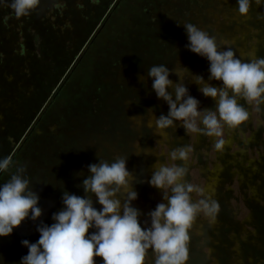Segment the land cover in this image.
Listing matches in <instances>:
<instances>
[{
  "label": "rangeland",
  "instance_id": "374dc122",
  "mask_svg": "<svg viewBox=\"0 0 264 264\" xmlns=\"http://www.w3.org/2000/svg\"><path fill=\"white\" fill-rule=\"evenodd\" d=\"M12 3L0 0V160L13 162L0 172V185L25 167L42 217L0 237V264H20L28 254L22 241L37 242V228L54 223L63 191L83 197L88 166L117 156L128 158L127 169L136 176L133 207L141 212V227L146 222L150 227L148 213L162 200L148 183L157 161L186 166L185 180L218 203L215 222L200 214L189 231L201 237L191 240L189 249L206 257L189 253L186 264H264V104L237 98L249 119L239 129L225 126L226 143L219 151L216 138L186 133L179 122L166 136L158 135L148 127L147 111L157 117L169 111L152 88L153 65L164 64L171 72L180 63L209 82V62L187 48V23L215 37L219 50L231 48L242 62L264 58V0H250L247 17L240 16L237 0H40L20 18ZM169 79L179 82L175 74ZM185 79L201 110L214 109L192 77L186 73ZM211 84L223 87L220 81ZM133 116L140 117L129 119ZM179 129L182 146L191 148L186 161L171 159ZM225 155L230 159L221 164ZM152 157L140 175L138 163ZM201 198L192 195L194 201ZM146 264H154L151 250Z\"/></svg>",
  "mask_w": 264,
  "mask_h": 264
},
{
  "label": "clouds",
  "instance_id": "9594fccd",
  "mask_svg": "<svg viewBox=\"0 0 264 264\" xmlns=\"http://www.w3.org/2000/svg\"><path fill=\"white\" fill-rule=\"evenodd\" d=\"M39 3L40 0H13L10 7L20 18L30 15ZM250 7V0H237L241 17L248 16ZM183 28L189 41L188 50L209 62V82L180 63L171 72L164 64L151 66L148 76L152 88L169 111L166 116L157 117L153 109H148L151 112L148 127H155L157 134L164 137L165 130L176 129L179 122L186 133L216 138L215 148L219 151L226 143L225 126L239 129L249 119V112L237 98L249 104H264V58L242 62L231 48L219 50L215 37L195 25L187 23ZM186 73L192 77L191 83L199 86L200 93L215 102L214 109L201 110L200 101L185 86ZM172 74L179 78L178 83L169 79ZM212 80L222 82L223 87H213ZM137 117L140 116L129 119ZM190 151L189 146L178 147L171 152V159L186 161ZM127 160L117 156L111 162L99 159V163L90 164V175L81 185L85 195L63 191V208L53 214L54 223L37 228V242L22 241L28 254L21 258L20 264H95L97 257L103 264H146L150 250L154 264H186L189 231L194 221L203 214L215 222L218 203L206 195L205 189L185 180L186 166H168L157 161L148 183L162 193V200L148 213L150 227L147 222L141 227V212L133 207L138 198L134 185L138 182L128 171ZM12 163L11 157L0 160V172L7 171ZM25 171V167H18L10 180L0 185V237L10 236L29 218L36 222L42 217L39 195L30 189L29 179L23 175ZM193 193L202 198L194 201ZM93 196L100 210L94 207ZM93 228L96 231L89 234Z\"/></svg>",
  "mask_w": 264,
  "mask_h": 264
},
{
  "label": "flooded vegetation",
  "instance_id": "af4514ba",
  "mask_svg": "<svg viewBox=\"0 0 264 264\" xmlns=\"http://www.w3.org/2000/svg\"><path fill=\"white\" fill-rule=\"evenodd\" d=\"M181 129H179V132H178V134H177V137L179 136V139L178 140H176L175 141V143H176V146L174 145V147L175 148H178V147H181L182 146V141H181V139L183 138V136L181 137ZM185 134V133H184ZM183 134V135H184ZM185 137V136H184ZM205 138V137H204ZM185 143V142H184ZM150 145H151V147H152V141H150ZM186 145V144H185ZM228 156V155H227ZM230 156V155H229ZM225 157H226V155H225ZM200 158L202 159V157H201V155L199 156V158H198V160H200ZM227 159H223V161H220V159H219V161H220V163L222 162L223 164H227V162L229 161V159H230V157L228 158V157H226ZM153 160H154V158L152 157V159L150 160V161H148V163L147 162H143V160L140 162V163H138V168H139V170H140V175L141 174H145L146 172H145V169L146 170H148L150 167H151V163L153 162ZM201 162H202V165L205 167V160H204V158L201 160ZM221 163V164H222ZM231 164V163H230ZM262 172H263V169H262ZM258 180H259V178H257ZM261 182H264V179L262 178V179H260V183ZM194 225V224H193ZM197 225V224H196ZM193 227V226H192ZM201 239V237L199 238V237H197V236H194V234H192L191 236H190V243H191V240H193V241H199ZM196 245H197V243H196ZM189 253L192 255V254H199V256H201V257H203V258H205L206 257V253H201V252H199V249L197 250V249H194V248H190L189 249Z\"/></svg>",
  "mask_w": 264,
  "mask_h": 264
},
{
  "label": "trees",
  "instance_id": "16d2710c",
  "mask_svg": "<svg viewBox=\"0 0 264 264\" xmlns=\"http://www.w3.org/2000/svg\"><path fill=\"white\" fill-rule=\"evenodd\" d=\"M81 91H83V90H81ZM82 93H85V91H83ZM83 97H84V95L81 94L80 99H82Z\"/></svg>",
  "mask_w": 264,
  "mask_h": 264
}]
</instances>
